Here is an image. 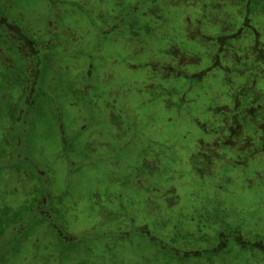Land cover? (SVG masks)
Instances as JSON below:
<instances>
[{
  "label": "rangeland",
  "instance_id": "rangeland-1",
  "mask_svg": "<svg viewBox=\"0 0 264 264\" xmlns=\"http://www.w3.org/2000/svg\"><path fill=\"white\" fill-rule=\"evenodd\" d=\"M10 1L20 12L23 34L42 41L51 56L41 93L31 95L25 116L20 108L19 117L9 115L23 85L9 86L11 76L0 71L2 160L24 171L10 177L12 169L5 172L0 162V226L13 225L0 230V264H259L262 255L257 258L253 248L232 244L229 251H206L220 233L236 229L244 241L264 243V155L256 147L264 122V74L239 76L241 66L231 56L222 58L232 66L229 72L211 69L193 79H160L154 67L168 47L211 49L199 34L189 39L186 25L200 19L201 34L204 23H210L209 34L218 27L213 24L218 10L201 7L209 0L157 15L149 12L151 0H58L63 17L56 21L48 17L49 0ZM104 1L106 16L112 10L124 18L117 27L111 29L108 15L107 26L105 20L98 23L101 30L95 26L82 37L77 33L79 41L58 42L56 29L62 35L68 22L84 27V5ZM83 38L88 41L81 54ZM88 61L96 71L84 98L76 89L85 82ZM8 65L1 57L0 68ZM207 65L206 59L198 68ZM253 81L252 89L239 91ZM235 94L238 110L232 105ZM221 105L225 111L213 110ZM234 122L240 128L232 136L226 124ZM200 138L211 147L204 176L197 174L203 164L195 153L204 150L196 144ZM34 167L43 175L39 182ZM39 193L48 199L50 221L31 217Z\"/></svg>",
  "mask_w": 264,
  "mask_h": 264
},
{
  "label": "trees",
  "instance_id": "trees-1",
  "mask_svg": "<svg viewBox=\"0 0 264 264\" xmlns=\"http://www.w3.org/2000/svg\"><path fill=\"white\" fill-rule=\"evenodd\" d=\"M99 1L102 2V0H99ZM117 2L119 3L118 0ZM104 3L105 4L99 5V6H94L93 4L92 5L85 4L84 7L86 8L82 9L85 15V18H83L82 20L85 26L83 27L81 24L80 27L74 28L75 27L74 22L66 23V26L64 28L65 30L62 32V35H60L61 32H57L59 28L56 29L55 33L53 32V35H55V37L58 39V42L67 41V40L71 41V39L75 42L79 41V38L77 39L76 37L77 33H80L82 37L84 33L90 30H96L95 26H97L98 29L101 30L102 28H99L98 23L102 21L103 23H105L106 21L107 23L105 26H107L108 20H106V18L108 15L112 17V20L110 21L111 24H109V26H111V29L113 27H117V22L122 21L124 18L120 14H116V12L113 13L112 10H110V13L106 16L105 9L103 8V6L106 5V2L104 1ZM197 3H198V0H161V2L159 0H151L150 1L151 9H149V12L154 15L155 14L157 15L158 11H162L167 7H171V6L173 7V6H177L180 4L194 7L197 5ZM227 4L230 5L231 7H234L233 8L234 11L223 10L222 9L223 6ZM48 5H50L48 8L50 9L52 13V14H49L48 17H52L54 19L53 21H56L55 17H63L62 12L58 11V8H57V6L59 5L58 0L57 2L49 0ZM69 5L73 6L71 1ZM87 6H91V7H87ZM207 6L210 7L214 11L218 10L217 13H219V15L217 18H214L215 22L213 23L214 25H217L218 27L217 28L215 27L213 31H211L209 34L207 32H209L208 30L210 28V23L208 24L204 23L203 31L205 30V34H201L199 33V31H202L201 29L202 21L198 19V22H196V24H190L189 21L187 20L186 25L187 27L191 28V31L187 32V37L189 39H194V38L197 39L196 35L199 34L200 35L199 39H201L200 42H203V44L204 43L209 44L211 46V49L209 51H205L204 49H202V51L196 50L194 52H189V51L182 50L174 46L165 48L162 51L163 59L159 60L157 63H154V67L157 68V71L162 72V76L160 77V79H164L166 77H169L171 80L172 79H175V80L193 79V78L200 77L205 72L208 73V71H210L211 69H215V70L218 69L220 71L225 70L229 72L232 66L225 65L223 63L222 58L224 56L233 57L235 60V63L241 66L240 69L238 68L236 70V72L239 73V76L240 74H247L250 76L252 75V73H256L257 71L259 73L264 74V0H209V2H207L206 4H202L201 7L205 8ZM79 7L77 6V8ZM237 14L238 16H235ZM259 16H262V18H260ZM201 17H204L206 19V16L203 14V12L201 14ZM257 18L261 19L260 20L261 23L258 22L259 20ZM205 19H204V22L206 21ZM77 20H79V18H76L75 21ZM49 22H52V19H49ZM75 24L76 26H78L77 22H75ZM259 29H261L263 32L258 31ZM23 33H26V32L24 31L22 32L21 38L24 43L28 44L26 52L28 54L31 52L30 58L35 63V73L32 76H28L26 73H23V77H22L23 80H19L23 86H21V88L19 89L18 102H16V104H10V107L7 108L8 112L10 111L9 115L11 114L13 118L19 117V115L17 116V113H16L18 108H20V110L18 109L19 114H22L24 116L28 114L29 109L28 108L26 109L25 105H29L30 103L33 104V100H32L33 97L31 95L34 93L38 94L40 92L38 90L40 89L39 85H41L40 82L44 80L43 78L45 76L43 67H47V66H44L45 64L47 65V63L49 65V60L51 56V54L47 55L48 54V52L46 51L47 48H45L44 46L43 47L41 46L42 41L35 42L34 38H31L33 40L31 42L30 37H29L30 34L26 36ZM133 34H134L133 35L134 38H137L138 36H140L138 32L136 31V29L134 30ZM50 39H51V36L49 35L47 40H50ZM83 41L84 42L82 43V45L79 46V49H77V52L81 54L85 50V46H86L85 42H87L88 40L86 38H83ZM206 48L208 49L209 47L206 46ZM177 51H181V53L179 52L181 54L180 58L175 59L174 61L171 60L170 57L175 58L174 56H177V54H179L177 53ZM243 53L246 56L243 55ZM206 59L209 61V65L198 68V65L201 62L204 63ZM94 65L96 64H92L89 61L87 62V67H86L87 70H86V73L83 74V78L85 82L84 84H80L81 87L79 89H76L78 90V94L83 95L84 98L87 97L86 90H87V87L89 86V82L87 80L91 79L93 77V73L96 71V66ZM180 68L182 69L180 70ZM185 68L186 70H183ZM189 68H193V69L190 70ZM212 74H215V72ZM11 80H10L11 83L9 86H12L18 83L17 79L15 78ZM26 80L29 82V84L26 82ZM249 83L250 82L246 83V86L243 85L244 88L239 89V91L249 89V88L252 89L255 83L254 81L251 82L250 85ZM167 88L169 89V87ZM171 90H177V89L176 87L174 88L172 87ZM232 101H233V104L232 103L231 104L234 106L235 110H238L237 108L238 101H237L236 94L234 98H232ZM215 109H217L218 111L220 109H223V111H225L224 105H221L218 108H214L213 110ZM250 114L252 115L253 118L254 117L256 118V113H254L253 110L251 109H250ZM206 119L207 121H211L208 118ZM229 123H230V119H229ZM219 126L220 125H217L215 123V128L216 127L218 128ZM227 127H230L228 133H231V135L233 136L236 132L235 129L240 128V124L234 122L232 125L230 124L229 126H227L226 124V128ZM258 129L260 130V136H259L260 141H259V144L256 145V147H257V151L260 150L264 155V122L260 124V127ZM212 130L213 129H210L209 131H212ZM204 131L206 133L208 132V129ZM197 143L200 146L202 145L204 147V150L202 151H195V153L197 154V158H203L202 160L203 162L201 161L203 163L202 167H200V169H197V174L199 175L202 174L204 176L205 172H203L202 170L209 168V165L211 164L209 161V154H208L211 151V147L209 145V142L207 140H204L203 138H200V140H198L196 144ZM252 153H253L252 149H249L248 154L250 158L253 157ZM5 154H6L5 151L0 150V162H3L2 157ZM237 162L239 161H236V163ZM2 168H6L5 172L7 170L12 169L10 171L11 173L10 174L8 173L10 177H13L16 175L15 177L18 178V176L20 177V175H23L22 173L24 172L23 169L21 170L20 168H17L15 167V165L9 164L6 161L2 163ZM40 171L41 170L35 171L38 176L37 178H35L36 182L37 181L39 182L41 179H43V176L42 175L40 176ZM17 173H19L20 175H18ZM43 195L44 193L43 194L39 193L38 195H36V198H38L39 200L36 203L38 204L41 203L42 198H45V200H47L48 202V199L46 198V196L45 195L43 196ZM171 201L172 200H168L167 201L168 204L169 202L171 204L172 203ZM2 209L3 208H0V218H2V215H3ZM38 215L40 214L36 212V209H34V215L31 217L34 219ZM40 216H43V215H40ZM45 218L48 219L47 217ZM48 221H50V219H48ZM4 222H6V225L4 228L0 226V230L2 229L7 230L13 227V225L8 226V224H10L8 223V221H4ZM22 229H24L23 226L22 228L19 227L16 234L14 235L18 237L17 234L20 233ZM53 229L57 232L56 227H53ZM137 229L142 232L147 230L145 227H140ZM119 234L124 235L123 233H119ZM227 236L232 237V238L234 237V240H232L234 243L231 242V240L228 241ZM60 237L61 239L65 240V236L60 235ZM232 244L239 246L241 248L245 247L246 249H249V248L255 249L254 251H257L256 253L257 258L260 254L262 255L260 259L258 258L259 264H264V243H262V241H256V240L244 241L238 229L230 231L228 235L220 233L219 239L217 240L215 245L211 247L209 250H207L206 252L218 253L219 251L223 249H228L226 247ZM229 250L231 249H228V251ZM194 253H199V252L196 251ZM227 254L229 255L230 253H227ZM224 257H225V260L226 259L229 260V258L226 255H224Z\"/></svg>",
  "mask_w": 264,
  "mask_h": 264
},
{
  "label": "flooded vegetation",
  "instance_id": "flooded-vegetation-1",
  "mask_svg": "<svg viewBox=\"0 0 264 264\" xmlns=\"http://www.w3.org/2000/svg\"><path fill=\"white\" fill-rule=\"evenodd\" d=\"M10 0H0V59L10 60L11 65L0 68L5 75H10L8 80L13 78L23 80V73L32 76L35 73V63L30 58V53L26 52L27 45L22 41V28L20 25V12L16 6L12 7ZM32 42L33 40L30 39ZM19 61L18 63L16 62ZM19 71L16 73V71ZM29 84V82L26 80ZM42 175V174H41ZM40 175V176H41ZM43 176V175H42ZM36 212L44 217H49L47 207V200L42 198L41 203L35 205Z\"/></svg>",
  "mask_w": 264,
  "mask_h": 264
}]
</instances>
